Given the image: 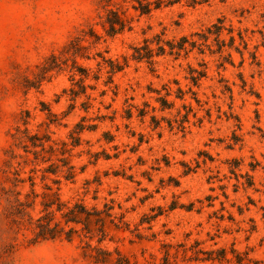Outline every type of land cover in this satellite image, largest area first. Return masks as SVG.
Listing matches in <instances>:
<instances>
[{
    "label": "rangeland",
    "instance_id": "rangeland-1",
    "mask_svg": "<svg viewBox=\"0 0 264 264\" xmlns=\"http://www.w3.org/2000/svg\"><path fill=\"white\" fill-rule=\"evenodd\" d=\"M140 2L0 0V264H264V0Z\"/></svg>",
    "mask_w": 264,
    "mask_h": 264
},
{
    "label": "trees",
    "instance_id": "trees-1",
    "mask_svg": "<svg viewBox=\"0 0 264 264\" xmlns=\"http://www.w3.org/2000/svg\"><path fill=\"white\" fill-rule=\"evenodd\" d=\"M143 2H140V10L142 11V13H147L150 10V2H148V0H142ZM156 8L159 7V4H156L155 6ZM112 30H115L114 26H111ZM222 30V26H221V20H218L217 23L212 24L211 27H209L207 29L208 34H212V35H216L219 36V34L221 33ZM202 39L207 40L208 37L206 35H202L201 36ZM241 38V37H240ZM242 39V38H241ZM186 44H189L191 46L195 45L196 42L195 41H189L187 39V37H181L178 41H170V42H165V45L168 47L170 53H176L178 54L180 51H183L186 49ZM157 52L156 55H162L166 52L164 46L162 44H160V42L157 43ZM133 55L132 58L133 60L136 61H141V60H146V61H151L152 56H153V50L150 48L149 44H148V40H144L143 45L142 46H138V47H134L133 48ZM112 65V69L115 71H120L122 68L121 65H119L118 63L113 64L111 62ZM163 107H167L169 104L168 102H166L165 100H161ZM143 115V114H141ZM154 119V118H153ZM155 121V119H154Z\"/></svg>",
    "mask_w": 264,
    "mask_h": 264
}]
</instances>
